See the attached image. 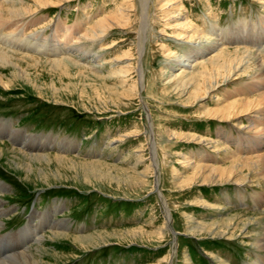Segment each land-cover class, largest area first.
Wrapping results in <instances>:
<instances>
[{
	"label": "rangeland",
	"instance_id": "374dc122",
	"mask_svg": "<svg viewBox=\"0 0 264 264\" xmlns=\"http://www.w3.org/2000/svg\"><path fill=\"white\" fill-rule=\"evenodd\" d=\"M121 1L46 0L51 6L34 9L37 13L33 10L34 15L30 13L29 19L32 23L35 22L33 29L44 27L43 35L49 37L57 22V24L62 23L63 26L70 28L73 26L72 29H77L94 22V19L98 17H112ZM150 2L152 3L151 14H155L153 17H155L156 41L158 44L161 42L167 46L164 49L182 51L184 46L165 38L172 32L167 28L170 21L163 19L159 12L154 10L157 0H150ZM180 2L182 12H185V16L188 15L189 20L193 25H197L196 27H202L203 20L208 19L210 27H215V30L233 33L241 29L242 24L259 27L258 24L261 21L264 22V0H181ZM33 3L34 0H25L24 6L29 4L34 7ZM51 22L53 25L50 24ZM136 25L133 21L131 26L136 27ZM122 27L123 25L119 26L117 31L111 32L103 39L102 51L94 50L100 55L102 53V58L105 59V63L102 62L104 67H101L102 71L99 73L100 78H93L91 73L83 77L76 74L73 68L68 70L69 73L67 71L68 75L66 73V76H63L64 74L59 71L47 69L46 64L27 66L22 61L20 67L25 68L22 70L26 72V75L22 74V76L25 75L26 79H31L26 83L22 78H13L8 69H0V76L11 80L9 88L6 86L4 88V85L0 83V122L10 125L11 129L18 130L28 137H33L27 146L22 148L20 143L15 144L14 141L12 145L6 140L7 137L0 136V184L6 187L5 192L0 191V200L3 207L11 210L0 217V236L20 226L25 220L22 230L26 225H33V221L36 223L37 219H30L32 215L53 211L51 220L67 221L69 229L64 230L63 235L93 236L96 240L93 243H96L95 246L82 248L69 240L52 239L50 237L52 230L46 229L40 235L43 239L32 242L30 246L31 252H34L35 248L44 252L42 264H166L165 260L169 259L172 253L173 238L170 234H165L160 242L155 241L156 237L151 234L162 229L165 222L159 197L153 188V171L144 137L146 112L142 110L134 91L131 92L125 88L129 98V104L125 101L126 107L119 103L117 96L109 94L122 85L118 83L117 77L108 73L107 62L126 52L133 57L135 54L132 46L136 38L133 33L127 32L130 29L127 28L128 26H124L125 29ZM259 29L261 30V26ZM260 30L252 31L251 36L258 39L263 35ZM163 32L165 34H162ZM251 41L254 42L253 37ZM80 44L84 45V49L89 46V43L84 40H81ZM233 46L228 45L227 48H233ZM164 49L155 50L151 45L146 44L143 57L144 68L147 70L146 80L151 86L147 90V96L146 92H143L146 99L144 100L146 104H149L153 121L160 129V134L179 133L182 136L191 135L214 141L218 140L219 132L224 131L237 140L236 132L226 122L203 120L204 109L216 107L208 95L199 100L196 105L183 108V103L173 94L168 97L160 93L165 91L161 90L166 83L165 79L169 74L176 72L175 68L167 70L164 67ZM39 59L46 60L44 57ZM129 74V79L134 81V74L130 72ZM241 82H244L243 79ZM129 83L130 81L126 84ZM242 83H231L225 86L221 91L220 102L228 101L233 94L241 92L244 86L239 87V85ZM52 86L57 92H52ZM136 133L138 135L134 136ZM123 134L131 135L124 139ZM177 140L163 147L174 157L160 163L161 176L158 189L167 199L171 214L170 226L178 232L176 252H174L176 257L171 263L181 264V258L186 257L185 264H217L215 261L218 259L221 264H264L261 261L264 252L247 243L251 235L260 234V232L243 233L237 239L228 238V236L209 237L204 233L199 234L195 229L194 236L187 232V228L192 226L190 225L192 222H188L189 219L200 222L204 226H211L215 223H223L228 215L242 213L251 217L259 215L264 222V210L255 207L249 195L252 191L263 192L264 187L248 185L250 189L246 187L245 193L232 185L206 186L197 187L195 191H178L176 182L179 176H186L192 172L177 162V160L182 161L178 157L179 154L187 155L195 162L220 156L212 153L208 146H203L191 139ZM60 142L68 143L71 149L61 153L57 146ZM232 142L230 141L226 148L234 153L238 148ZM3 146L19 150L25 155L29 154L28 156L49 155L51 161L30 163L26 160L22 164L15 159L17 164H12L10 153L3 151L4 154H1V149L5 150ZM38 147L48 148L43 154L37 152ZM239 148L241 151V147ZM53 157L67 158L68 161L63 160L57 163ZM69 160L73 163L77 162L78 167L72 168ZM83 162H98L106 171L104 175L94 176L88 171L90 166L80 167ZM108 172H110L109 175L106 174ZM141 172L146 175L147 182L139 185L137 181H142V177L137 175ZM128 177L134 181L127 182ZM172 183L175 186H172ZM238 192L245 195L246 199L240 200ZM200 198L205 200V208L192 204ZM136 228H142L151 236L142 238L138 236L134 240L127 237L128 234L130 235L129 232ZM27 232L28 229L19 232L17 239L16 237L4 239L1 254H5L9 249L5 250V245H9L10 249L16 247L18 237L20 235L25 237ZM234 233L239 232L234 231ZM197 235L199 238L196 237ZM176 258H180L179 263Z\"/></svg>",
	"mask_w": 264,
	"mask_h": 264
},
{
	"label": "bare ground",
	"instance_id": "6f19581e",
	"mask_svg": "<svg viewBox=\"0 0 264 264\" xmlns=\"http://www.w3.org/2000/svg\"><path fill=\"white\" fill-rule=\"evenodd\" d=\"M180 1L181 0H157V6H155L154 9L159 12L163 19H168L170 21L167 28L172 32L171 35L165 38L171 39L173 42L180 43L181 46H184L182 51H171L168 48L164 49L167 46L163 45L161 42L158 44L156 41L157 39L154 35L155 17H153L155 14H151L152 1L150 2V0H122L119 2L114 16L111 17L108 14L110 17H98L96 20L94 19V22L88 23L85 26L83 25L84 27L82 28L77 27V29H72L73 26L70 28L69 26H63L62 23L57 24V22L49 37L43 35L44 27L41 29H33L35 22H33V24L29 16L30 13H33L32 11L34 9L50 5V1L47 3L46 0H34V7H31L29 4L28 6H24L25 0H0V69H8L13 78H22L26 83L31 79H26V72L22 70L25 68L20 67V62L22 61H24L27 66L46 64L47 66H45L47 69L49 68L51 71L56 72L59 71L64 74L63 76H66L65 74L67 71L73 68L76 74H80L83 77L91 73L93 78H100L99 73L102 71L101 67H104L102 62L105 63V59L102 58V53L100 55V53L94 52V50L98 49L102 51L103 49L101 46L104 44L103 39L108 37L111 32L117 31L116 29H118L119 26L123 25V29H125L124 26H128V29L130 28L127 32L130 31L136 38L132 46L134 47L135 54L133 57L126 52L124 55L116 56V58L107 62L106 65L109 67L108 73L117 77V79H119L118 83L122 85L119 88V85L115 84L118 85L117 90L114 91L113 89L109 94L117 96L119 103L125 105V101H127V103L129 101L128 92L125 91V88L131 92L134 91V94L139 99L142 110L146 112L144 137L146 138L148 154L153 171V188L159 197L165 222L162 229H158L151 234L156 237L155 241L157 242L162 241L165 234H170L172 236V253L170 257L168 256L169 259H164L166 264H172L171 261L176 257L174 252H176L178 232H175L170 226L171 214L167 206V199L162 196L158 190L161 176L160 163L173 156L171 152L164 150L163 147L165 145H171L172 141L175 142L177 139L181 138L185 139V141L191 139L199 144H203V146H208L212 153H216L220 156L219 158L212 157L208 160L203 159L200 162H195L191 160V157L179 154L178 157L182 161L177 160V162L186 169L192 170V172L186 176H179L176 182V189L178 191H195L197 187L232 185L245 193L246 187L250 189L248 185L258 186L260 188L264 187V22L261 21V23L258 24L261 26V30L259 29L260 26L242 24V28L239 30L236 29L237 31L233 33H227L225 30H215V27H210L207 22L208 19L203 20L202 27H196L197 25L195 26L192 24L188 15L185 16V12H182L183 8L181 7ZM52 3L53 2H51V4ZM132 17L134 19H132ZM133 21L136 22V27L131 26ZM50 24H52V22ZM257 30H260L263 34L258 39L250 34L252 31L254 32ZM162 34L165 33L163 32ZM251 37L254 38V42L251 41ZM81 40L89 43L87 49H84V45L82 46L80 44ZM146 44L151 45L155 50L164 49V67L167 70L174 68V70H176V72L169 74L165 79L166 83L161 89L165 91H161L160 93H164L168 97L173 94L176 99L178 98L183 103V108L196 105L199 100L208 95V98H210L216 107L213 109H204L202 114L203 120L226 122V124L230 125L231 129L236 132L237 140L232 138L233 135L224 131H220L218 140L214 141H210L209 139L205 140L206 138H203V140L191 135L182 136V134L179 135V133L160 134V129L155 126V121H153V116L149 110V104H146V99L143 94V92H146V95L148 93L147 90L151 87L149 85L150 83L146 80L147 70L144 68L145 61H143ZM228 45L234 46L233 48H227ZM40 57H44L46 60H40ZM129 72L134 74V81L129 79ZM22 74L25 75L22 76ZM241 79H243V83ZM128 81H130V83L126 84ZM239 82L242 83L239 87L244 86L242 91L233 94L230 99L231 101L220 102V100H222V89L227 85L229 86L231 83L235 84ZM0 83L4 85V88L5 86L9 88L11 80L8 78L4 79V77L0 76ZM125 84L128 87H125ZM109 88L111 87L109 86ZM51 90L52 92H57L53 86ZM215 93L217 95H215ZM159 99L161 100L162 98ZM123 135L122 137L127 139L131 134ZM136 135H138V133L134 134V136ZM0 136L7 137L6 140L10 141L11 144L14 143V141L16 142L15 144L20 143V147L22 148L27 146L29 140L33 139V137H28L18 132V130L11 129L10 125L7 126L3 122H0ZM244 137L246 138L245 140L242 139ZM230 141H233L232 143L238 148L234 153L226 148ZM66 142H60L57 145L61 153H64L67 149H71V146ZM33 145H35V143ZM239 147H241V151H239ZM47 148L48 147H38L36 150L44 154ZM3 149H1L2 155L4 154L3 151L12 155V164H17L15 159L21 161L22 164H24L26 160L30 163H48L51 161L49 155L28 156L29 154L25 155L24 153H20L19 150L17 151L12 148L5 147V150ZM53 158L57 163L67 159H63L62 157ZM69 163H72V168L78 167L77 162L73 163L71 161ZM18 165H20V162H18ZM87 166H90V169H88L90 174L92 173L97 177L101 174L104 175L106 171L100 167L98 162H83L80 167ZM99 167L101 169H99ZM143 172L137 175L140 178L142 177V181H137L139 185L147 182L146 175H144L145 172ZM109 173L110 172L106 174L109 175ZM128 178L129 180L127 182L130 183L134 181L130 177ZM112 179L114 178L112 177ZM173 185L175 186L174 183H172V186ZM255 189L257 190V188ZM5 190L6 187L0 184V191L5 192ZM263 192L252 191V194L248 193L254 206L259 207L262 211L264 210ZM239 194L240 192H238V195ZM239 198L243 201L246 199V196L240 194ZM193 202L192 204L194 206L205 208V200L200 198ZM259 205H261L262 208ZM57 210L58 208L55 209L56 212ZM8 212H11V210L3 207V203L0 200V217ZM52 212L53 211H44L32 215L30 219L36 218L37 222L33 225L25 226V229L21 232L27 229L28 232L25 237L21 235L18 237V245L16 247L10 249L9 245H5L6 247H4V249H9H7L8 251L5 254H1L3 251L0 253V264H42V255L44 252L38 248L34 249L36 253L33 251L31 252L30 246L32 242H38L43 239L40 235L46 229L52 230L50 235L52 239L69 240L82 248L96 245V243L93 244L96 242L93 236L68 237L63 235L62 232L69 229L67 221L51 220L53 215ZM188 222H192V224H190L192 226L187 228V232L192 236L195 235L194 229L197 230L199 234L204 233L205 236L209 237L223 238L224 236H228V238L235 239L241 237L243 233L253 234L255 232H260V234L251 235L247 243L257 250L264 252V222L259 215L255 217L246 216L242 213L228 215L224 218L223 223L219 222L211 226H204L200 222H195L193 219H189ZM251 226H253V228H250ZM234 231L239 233L236 234ZM129 233L130 235L128 234L127 237L132 240L138 236L140 238L143 236H151L150 233H145L142 228H136ZM196 237L199 238V235ZM176 259L179 263L180 258ZM263 259L264 255H262L261 258V261L264 262ZM185 260H187L186 257H182L181 264H185ZM215 260H217V258H215ZM219 261L218 259L215 262L221 264Z\"/></svg>",
	"mask_w": 264,
	"mask_h": 264
}]
</instances>
